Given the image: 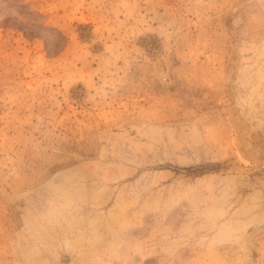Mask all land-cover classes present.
Wrapping results in <instances>:
<instances>
[{
  "label": "rangeland",
  "instance_id": "374dc122",
  "mask_svg": "<svg viewBox=\"0 0 264 264\" xmlns=\"http://www.w3.org/2000/svg\"><path fill=\"white\" fill-rule=\"evenodd\" d=\"M0 264H264V0H0Z\"/></svg>",
  "mask_w": 264,
  "mask_h": 264
}]
</instances>
